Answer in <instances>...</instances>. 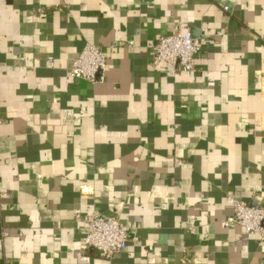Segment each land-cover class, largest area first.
I'll return each instance as SVG.
<instances>
[{"label": "crops", "instance_id": "crops-1", "mask_svg": "<svg viewBox=\"0 0 264 264\" xmlns=\"http://www.w3.org/2000/svg\"><path fill=\"white\" fill-rule=\"evenodd\" d=\"M178 31L194 72L153 62ZM228 197L264 208V0H0V264H264ZM96 211L132 232L111 260Z\"/></svg>", "mask_w": 264, "mask_h": 264}, {"label": "built area", "instance_id": "built-area-1", "mask_svg": "<svg viewBox=\"0 0 264 264\" xmlns=\"http://www.w3.org/2000/svg\"><path fill=\"white\" fill-rule=\"evenodd\" d=\"M133 45V42H131ZM153 62L165 63L173 69L194 72V59L202 50V40L189 33L178 31L159 38L152 46ZM108 58L102 48L87 44L71 67V77L90 84H97L105 79ZM89 193V188L83 190ZM228 203L234 213L225 221L227 228L242 227L247 233L256 234L264 242V208L228 197ZM86 225L83 243L88 248H95L101 256L111 260L125 252L129 246L131 229L121 219L94 212L82 218ZM7 236L6 233L3 234Z\"/></svg>", "mask_w": 264, "mask_h": 264}]
</instances>
